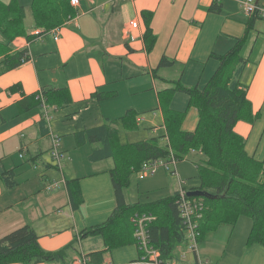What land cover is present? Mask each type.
Returning <instances> with one entry per match:
<instances>
[{
    "label": "crops",
    "instance_id": "0c3cea01",
    "mask_svg": "<svg viewBox=\"0 0 264 264\" xmlns=\"http://www.w3.org/2000/svg\"><path fill=\"white\" fill-rule=\"evenodd\" d=\"M239 1L78 0L77 5H70L72 15L64 24L48 34L38 35L34 33L42 30L32 27L31 10L28 13L25 7L24 23L33 39L28 42L23 37L17 38L13 46L16 51L26 49L29 59L0 73V170H12L16 182L13 188H6L0 179V238L30 225L40 247L56 251L70 245L84 229L105 222L116 204L109 173L112 160L110 165L104 160L90 161L96 144L86 142L78 146L74 133L98 126L105 119L118 120L128 110L138 114H150V111L156 118L159 116L165 141L158 92L170 87L169 81L180 80L182 85L192 87L206 81L203 72L205 77L211 76L217 61L210 54L226 52L244 36L249 17ZM212 4L220 7L217 13L208 11ZM142 12L151 13L149 27L156 36L149 52L143 41L146 27ZM134 20L138 22L136 29L129 27ZM243 49L242 57L247 63L241 82L247 86L246 96L257 119L253 123L238 121L234 131L244 139L248 155L261 161L264 159V19L255 21ZM162 57L172 65L159 67ZM12 87L15 89L10 91ZM60 88H66L69 103L46 106L44 110L41 93ZM94 93L113 96L97 100L91 98ZM33 94L38 95L40 105L18 113L16 103ZM180 94L172 98L174 110L175 105L182 104ZM182 98L186 103V96ZM93 111L96 113L91 115ZM45 112L51 119L58 115V119L54 125L51 119L47 121L48 132L41 134L38 124ZM191 112L192 119L181 124L183 131L191 132L196 126V110L193 108ZM86 113L88 117L84 116ZM138 120L139 116L136 123ZM149 123L157 125L153 116ZM61 135L64 138L59 140ZM51 136L58 138L57 149L65 152L63 169L51 158ZM75 179L82 198L77 209L70 204L66 186L67 181ZM52 182L58 185L50 191L47 187ZM176 191L179 190H172L170 195ZM236 226L220 225L205 236L197 245V256L207 264H264V249L246 244L251 223H242L239 231ZM76 248L77 252L68 251L63 263L40 264H75L78 257L87 258L88 264L89 255L96 252H104L102 264H140L143 256L135 244L106 251L99 238L79 239ZM186 252L178 248L177 263L183 261L180 254ZM193 262L191 258L188 263Z\"/></svg>",
    "mask_w": 264,
    "mask_h": 264
},
{
    "label": "trees",
    "instance_id": "16d2710c",
    "mask_svg": "<svg viewBox=\"0 0 264 264\" xmlns=\"http://www.w3.org/2000/svg\"><path fill=\"white\" fill-rule=\"evenodd\" d=\"M264 1V0H262ZM68 0H32L30 4L32 27L48 33L64 24L71 17ZM220 7L212 4L209 12L217 13ZM248 16V15H247ZM146 30L144 45L152 50L156 36L149 27L151 13L142 12ZM244 36L224 54L211 53L210 58L217 61V67L203 86L195 84L186 87L180 80L169 81L170 87L158 92L159 105L166 129L164 136H154L146 141L120 144L117 138L120 125L124 130L137 129V113L128 110L118 120L105 119L98 126L85 128L74 133L76 144L86 142L96 144L89 156L90 161L110 159L113 166L109 170L115 209L109 218L98 225L84 229L77 234L70 245L56 251H46L40 247L38 236L30 225H24L0 238V264H40L63 263L69 250L78 251V240L99 238L106 251L135 244L142 255L135 237L134 217L148 214L153 217L146 227L149 244L159 252L162 261L178 258V248L188 246L184 226L175 203L177 191L166 198L149 204L130 205L125 201L123 190L129 183L130 174L141 172L144 163L161 162L164 165L182 160L193 151L203 156L198 165L199 186L190 190H201L210 198H191L201 200L203 210L196 222L197 243L215 231L220 225H234L244 216L251 219L247 245H258L264 249V159L259 161L248 155L245 141L235 133L238 121L253 123L257 115L252 114L246 96V88L241 75L247 59L240 55L246 37L254 28L256 20L264 19L259 14L248 16ZM25 6L15 0L0 1V73L19 67L28 61L26 49L14 50L13 42L24 38L30 42L33 35L26 30ZM172 62L162 57L159 67L171 66ZM15 88H10V91ZM176 93L187 96V108L197 112V122L193 131H183L181 124L185 111L171 108ZM46 106H64L69 103L66 88L47 90L41 93ZM37 94L24 96L16 103L18 113L39 106ZM113 94L94 93L97 100ZM107 97V98H108ZM41 134L48 132L47 120L42 118L38 124ZM33 159V158H32ZM0 179L6 188L16 185L12 170H0ZM69 201L73 209L82 203L77 180L66 183ZM178 247V248H177ZM104 252L91 253L88 264H102Z\"/></svg>",
    "mask_w": 264,
    "mask_h": 264
},
{
    "label": "rangeland",
    "instance_id": "374dc122",
    "mask_svg": "<svg viewBox=\"0 0 264 264\" xmlns=\"http://www.w3.org/2000/svg\"><path fill=\"white\" fill-rule=\"evenodd\" d=\"M0 1L4 3L9 2V0H0ZM15 1H17V3L24 5L26 8L28 7L27 8L28 13L30 12L31 10L30 4L32 0H15ZM48 36L50 35H46V38H49ZM243 52H244V49L241 51L240 55H242ZM224 53H221V54H224ZM215 67H216V64H215ZM205 76H206V72H203V77H204L203 80H206L205 82H207L209 77H205ZM205 82H202V83L200 82L198 83V85L203 86ZM156 84L157 86H159L158 80H156ZM180 95H181L182 104L181 106L175 105V107L177 108L175 110H178V111L186 110L183 121L185 119L191 120L193 117L191 110L193 108H187V102L185 103L184 98H182V97H185L186 95L185 94H180ZM186 99H187V96H186ZM95 113L96 111H93L91 112V115L92 114L94 115ZM149 113L150 114H147V113L138 114L137 113L139 116V120L137 121V129L135 130L126 131L120 125H118L119 127L118 132H117L118 142L120 144H124V143L146 141L153 136H162L163 134H165L164 127L158 124V121L160 122L159 116L156 118L157 115L154 116L152 112L150 111ZM84 116L88 117V113H86ZM141 116L142 117L146 116V117L141 118ZM152 116L156 120V123H155L157 124L156 126H151V124L149 123V120ZM55 119H58V115L56 114L53 117V119H51L52 125H54ZM68 121H70V119H68ZM81 122L82 121L80 120L79 123ZM74 126H75V123L73 122V130H75ZM61 136L59 140L64 138L63 135ZM67 152L69 154V151ZM63 153L62 154L64 155V158H65L66 157L65 152ZM46 158H49V156L46 155ZM202 159H203V156L201 154H199L198 152L191 151L187 153L182 160L177 161L176 165L169 163L167 168H165L164 166H158L157 168H155L153 172L149 170L145 174L143 172L136 173L135 171H133L129 176V183L124 187V190H123L125 201L130 205H134L136 203L140 205H145V204H149L151 202L160 200L162 198L168 197L171 194L172 190H180L181 188L184 190H188L191 188L198 187L199 186L198 165L201 163ZM104 161H106V163L109 165L111 164L110 159H105ZM64 163H65L64 160H62L60 163V169L61 168L63 169L62 165H64ZM97 166H102V164L97 165ZM174 170H175V173H171ZM66 172L67 174L68 173L70 174L69 171H66ZM56 173L58 174V171H56ZM61 185L62 184H60V186ZM242 223L249 224L251 223V219L249 217H244V216L240 217L234 224V225L237 224L236 231H239L240 229H242L243 227ZM219 236L220 237L222 236L221 232H219ZM183 250L187 251L185 254L188 253L187 260H184L183 262H189L190 259L193 258V255L189 254L190 250L188 249V247H185ZM142 253L144 252L142 251Z\"/></svg>",
    "mask_w": 264,
    "mask_h": 264
},
{
    "label": "built area",
    "instance_id": "2783aa9c",
    "mask_svg": "<svg viewBox=\"0 0 264 264\" xmlns=\"http://www.w3.org/2000/svg\"><path fill=\"white\" fill-rule=\"evenodd\" d=\"M63 1V0H62ZM65 1V0H64ZM69 4L71 6H75L78 3V0H68ZM240 6L244 13L248 16L256 13L262 16L264 18V1H259V0H240ZM138 26V22L136 20L130 21L129 27L132 29H136ZM55 31V30H53ZM34 35H38V32L36 31ZM58 37L55 36V39ZM26 61H22V64H24ZM38 97V96H37ZM44 104V110H46V105L44 101H42ZM45 120H49L50 117L48 116L47 112H45L44 115ZM52 140V146L50 150V155L52 160L56 163V166L60 168V163L62 159L64 158L62 152H60L57 147H56V142L58 141V138L56 136H51ZM173 165H175V162H171ZM158 166H163L161 162H151L149 164L144 163L142 165V170L144 174L147 171L153 172L155 168ZM167 165H164L165 168H167ZM171 173H175V170L172 171ZM61 182L64 183V180L62 179ZM58 182H52L51 184L48 185L47 189L48 190H53L57 187ZM178 211H179V216L182 220V224L184 226V234H185V239L188 244V249L190 250V254L193 255L194 262L193 263H188V262H183L186 260V254L181 253L180 254V259L183 261L181 263H177L175 260L172 261H162L159 258V252L155 250L148 241V235L146 233V227L147 224L153 220V217L148 214H142V215H136L134 217V226H135V237L137 238V242L139 244V247L141 251H143L145 254L142 256V259L140 260V264H207L205 261L201 260L197 256V240H196V222L200 218L202 210H203V203L201 200L198 199H191L186 196V190L180 189L177 192V198L175 201ZM75 264H87V258L85 257H78V259L75 261Z\"/></svg>",
    "mask_w": 264,
    "mask_h": 264
},
{
    "label": "water",
    "instance_id": "95a60500",
    "mask_svg": "<svg viewBox=\"0 0 264 264\" xmlns=\"http://www.w3.org/2000/svg\"><path fill=\"white\" fill-rule=\"evenodd\" d=\"M186 196L189 198H197V197H202V198H210L211 195L208 193H205L201 190H190L186 192Z\"/></svg>",
    "mask_w": 264,
    "mask_h": 264
}]
</instances>
